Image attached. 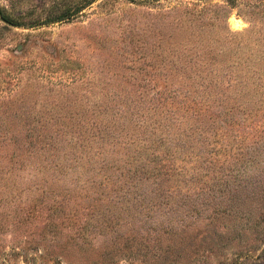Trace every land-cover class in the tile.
I'll list each match as a JSON object with an SVG mask.
<instances>
[{
	"label": "rangeland",
	"instance_id": "rangeland-1",
	"mask_svg": "<svg viewBox=\"0 0 264 264\" xmlns=\"http://www.w3.org/2000/svg\"><path fill=\"white\" fill-rule=\"evenodd\" d=\"M0 16V264H264V0Z\"/></svg>",
	"mask_w": 264,
	"mask_h": 264
},
{
	"label": "trees",
	"instance_id": "trees-1",
	"mask_svg": "<svg viewBox=\"0 0 264 264\" xmlns=\"http://www.w3.org/2000/svg\"><path fill=\"white\" fill-rule=\"evenodd\" d=\"M0 18H1L5 23L10 24V25H14V24H13V23H12L7 17H5V16H0ZM213 219H214V216L211 217L209 221H212ZM209 221H208V223H209Z\"/></svg>",
	"mask_w": 264,
	"mask_h": 264
}]
</instances>
